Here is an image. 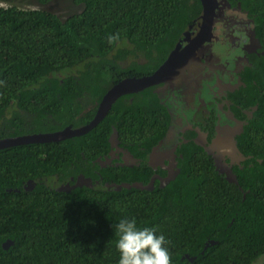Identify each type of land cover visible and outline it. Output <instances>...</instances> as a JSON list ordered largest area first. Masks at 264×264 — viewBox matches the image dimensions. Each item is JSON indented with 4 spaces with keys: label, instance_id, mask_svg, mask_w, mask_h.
<instances>
[{
    "label": "trees",
    "instance_id": "obj_1",
    "mask_svg": "<svg viewBox=\"0 0 264 264\" xmlns=\"http://www.w3.org/2000/svg\"><path fill=\"white\" fill-rule=\"evenodd\" d=\"M243 1L264 8V0ZM67 6L58 13L0 5V138L87 122L111 84L151 73L200 10L199 0H70ZM145 90L142 107L158 108L157 96ZM133 106L113 104L80 136L0 148V264H117L114 226L125 216L164 234L170 264H264V148L261 162L237 169L245 195L209 155L187 151L179 175L155 191L55 189L70 176L87 175L110 123L149 149L161 133L142 135ZM100 171L104 181L127 180ZM29 179L32 189L24 186ZM6 240L13 243L5 249Z\"/></svg>",
    "mask_w": 264,
    "mask_h": 264
},
{
    "label": "flooded vegetation",
    "instance_id": "obj_2",
    "mask_svg": "<svg viewBox=\"0 0 264 264\" xmlns=\"http://www.w3.org/2000/svg\"><path fill=\"white\" fill-rule=\"evenodd\" d=\"M199 3L200 10L158 64L161 67L170 62L173 68L163 70V78L143 88L138 80L143 75L123 76L133 79L134 84L131 91L122 92L113 102L134 103V110L129 112L136 113L134 121L144 127L142 135L151 137L153 129L161 136L145 150L143 141L131 131L128 130V135L126 129H116L113 146L100 145L98 155L87 166V175L77 174L96 176L90 187L108 183L102 184L105 176L100 171L102 168L122 166L123 171L127 167L138 171L128 176L127 181L151 183L149 191H155L161 188V178L173 176L175 180L179 175L186 151L191 157L201 156V152L209 155L216 169L214 157L206 148L213 145L219 132L228 129H232L227 134L233 136L243 155L238 162H233L228 154L224 156L236 178L238 168L250 169L256 160L262 161L258 154L264 148L263 5L259 9L260 5L254 7L243 0H214L212 10L204 17L200 0ZM149 88L160 104L152 111H147L141 103L143 92L150 91ZM118 110L125 111L120 107ZM93 117L78 127L88 124ZM110 125V134H114L115 127L113 123ZM220 174L226 179L225 173ZM77 175L58 185L74 184ZM230 183L236 184L244 194L249 191L239 182Z\"/></svg>",
    "mask_w": 264,
    "mask_h": 264
},
{
    "label": "water",
    "instance_id": "obj_3",
    "mask_svg": "<svg viewBox=\"0 0 264 264\" xmlns=\"http://www.w3.org/2000/svg\"><path fill=\"white\" fill-rule=\"evenodd\" d=\"M202 7H203V12H204V17H207L210 11L212 10L211 3L214 2V0H200ZM170 62H167L165 65L158 67L150 76H144L138 78L140 80L139 82L141 83L140 87H143V85H149L161 78L163 74V70L168 69V68H173L169 64ZM174 67H177L175 65ZM173 70V69H172ZM134 84L133 79H125L122 80L119 83L114 84L103 96L101 102L99 103L97 107V111L93 119L86 125H83L78 128H72L71 126H65L63 129L53 131V132H46V133H35V134H30V135H22V136H9V137H4L0 138V148H5L13 145H19L23 143H30V142H48V141H58L61 139H65L68 137L72 136H78L81 134H84L88 132L94 125H96L107 113V111L110 109L113 101L122 93L125 91H131V86ZM232 130H224L222 132H219L218 136L216 139L213 141V145L211 147H207L206 151L211 154L214 157L215 160V165L216 169L220 173H225L226 174V179L229 182H238L235 174L231 172L230 166L224 161V156L225 155H230L232 157V161H239L240 159L243 158V155L239 152L235 139L230 138L229 135L227 134V131ZM113 138V137H112ZM173 176L167 177V178H161V183L160 186H163L166 182H168L169 179H172ZM79 180H84V183L86 185H90V180L88 178H79ZM76 185H81V182H76L73 186L75 187ZM34 186V181L29 180L27 182V185L25 186L26 189H31ZM115 190H120L122 187L125 188H131V187H136L139 189H151L152 184H142L140 182H133V183H121V184H116L113 183L111 185ZM70 189L69 185H65V187H62V189ZM215 241L210 240L209 243H206L204 247L208 246L209 244H213ZM13 242L10 240H7L2 244L3 248H8L10 244ZM188 257L191 261L194 259V257H189L187 254L185 255Z\"/></svg>",
    "mask_w": 264,
    "mask_h": 264
},
{
    "label": "clouds",
    "instance_id": "obj_4",
    "mask_svg": "<svg viewBox=\"0 0 264 264\" xmlns=\"http://www.w3.org/2000/svg\"><path fill=\"white\" fill-rule=\"evenodd\" d=\"M53 1H57V0H53ZM53 1H51V2H53ZM21 2H23L24 5L26 3L27 4H34V5H36V7L25 6V7H31V8H47V4H48L47 3L45 5H41L36 0H22ZM51 2H49V3H51ZM65 2H67L68 4H70V1L68 2V0H64L63 1V3H65ZM0 5H3V4L0 2ZM3 6H5V5H3ZM109 39L111 40V37ZM157 68H158V65H157L156 69ZM155 70H153L149 74H146V75L143 74V76H141V77L150 76ZM125 79H128V78L127 77H124L122 79H119L117 82L111 84L108 87L107 91L114 84L119 83V82H121L122 80H125ZM158 81L159 80H157V81H155V82H153V83H151V84H149L147 86L153 85L154 83H157ZM149 89H150V92L153 93L152 90H151V88H149ZM153 94H155V93H153ZM98 105L99 104H97V107H98ZM112 105H113V103H112ZM112 105H111V107H112ZM95 114H96V112H95ZM96 125H94L92 128H94ZM65 126H71V125L70 124H67ZM71 127L72 128H78V126L77 127L71 126ZM63 128H61V129H63ZM116 129L117 128L114 129V134L112 132L108 136V138H107V144H104L105 146L108 147V145H110V144L113 146V144H114L113 140H114V138H116V135H117ZM58 130H60V129H58ZM55 131H57V130H55ZM50 132H53V131H50ZM35 133H46V132L23 133V134H20V135H17V136H22V135L24 136V135H30V134H35ZM81 135H83V134H81ZM78 136H80V135H78ZM72 137H75V136H72ZM72 137H68V138H72ZM65 139H67V138H65ZM61 140H64V139H61ZM61 140H58V141H61ZM58 141H48V142H58ZM30 143H45V142H30ZM23 144H29V143H23ZM102 169H107L108 172L114 174L115 177H117V178L118 177H123V178H126L127 179L128 173H129V168L127 167V170L126 171H123L122 166L114 167V168L107 167V168H102ZM130 170H132V169H130ZM123 173H125V175H123ZM79 174H82V173H78V175ZM83 175L86 176L84 173H83ZM84 176H81L80 175V176L77 177V180L78 181H76V182H81V185H76L75 187H71L76 182L74 184L71 183V182L68 183V184L67 183L66 184L63 183L61 185L56 184L55 185V189L58 190V191H71V190H73V189H75L77 187L86 186L88 188L103 187V188H105L107 190H111V189H114V188L112 186H108V185H111L113 183L121 184V183H124V182H127V183H133V182H140V183H142L143 182L142 180H135V181H132V182L127 181V180H123L122 182H119V183L114 182V181H105V182H108V183H105L104 184L103 183L104 177H103L102 184H104V185H98V186L95 185V186L90 187L91 186V183H92V179H95L96 176L92 175L90 178L84 177ZM79 178H88L90 180V185L89 186L86 185L84 183V180H79ZM172 179H174V177ZM172 179H169L168 182L170 180H172ZM29 180L34 181L33 179H29ZM29 180L26 181V184L24 186L27 185V182ZM168 182H166L164 185H166ZM142 184H144V183H142ZM34 185H35V181H34ZM65 185H69L70 186V189H68V190H66L65 188L62 189V187H65ZM163 186H161V187H163ZM122 188H125V187H122ZM131 188H136V187H131ZM127 189H130V188H127ZM136 189H139V188H136ZM120 190H115V191H120ZM140 190H144V189H140ZM146 190H149V189H146ZM114 227H115V233H116V236H117V239H116V242H115V247H116V249H117V251L119 253L118 259H117V264H170V253H169V249L167 247L168 241L166 240V238H165V236H164L163 233H158L157 232V230H156V228L154 226H152V227H149V226H139L137 224V221H136V218L135 217L125 216V217L120 218L117 221V223L115 224Z\"/></svg>",
    "mask_w": 264,
    "mask_h": 264
},
{
    "label": "rangeland",
    "instance_id": "obj_5",
    "mask_svg": "<svg viewBox=\"0 0 264 264\" xmlns=\"http://www.w3.org/2000/svg\"><path fill=\"white\" fill-rule=\"evenodd\" d=\"M9 1H12L13 3H20L22 4L23 2H21L22 0H0V2L3 4V5H7L9 3ZM64 0H57V1H53L51 3H48L47 4V7H52L53 9H56V12L60 13H64L67 9H68V6L69 5L67 2L63 3ZM70 0H68L69 2ZM58 4V5H57ZM24 5V4H23ZM24 6H32V7H36V5L34 4H25ZM262 259H258L256 262H254L253 264H260Z\"/></svg>",
    "mask_w": 264,
    "mask_h": 264
},
{
    "label": "bare ground",
    "instance_id": "obj_6",
    "mask_svg": "<svg viewBox=\"0 0 264 264\" xmlns=\"http://www.w3.org/2000/svg\"><path fill=\"white\" fill-rule=\"evenodd\" d=\"M146 86H147V85H143V87H146ZM143 87H142V88H143Z\"/></svg>",
    "mask_w": 264,
    "mask_h": 264
}]
</instances>
